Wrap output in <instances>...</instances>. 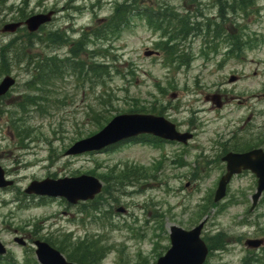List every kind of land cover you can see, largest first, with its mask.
I'll use <instances>...</instances> for the list:
<instances>
[{
  "label": "rangeland",
  "instance_id": "obj_1",
  "mask_svg": "<svg viewBox=\"0 0 264 264\" xmlns=\"http://www.w3.org/2000/svg\"><path fill=\"white\" fill-rule=\"evenodd\" d=\"M125 1L72 0V10H66L60 0H0V29L17 21L19 9L25 8L23 13L28 15L61 8L45 29L71 28L72 47L57 42L55 48V44H39L31 51L37 58H48L54 50L60 54L70 48L72 62H90V52L75 44L80 31L96 26L104 32L102 21L112 15L114 6ZM200 1L205 6L208 0ZM184 2L130 0L133 6L153 10L163 3L178 12H182ZM240 4L242 11L249 8L238 17L234 30L229 28L232 17L227 14L214 38H209L208 30L199 31L201 49L192 39L188 49L193 60L181 68L170 60L179 48L168 50L156 43L160 36L154 24L147 26L145 21L133 19L117 35H107L104 40L110 42L89 45L95 52L94 62L111 65L108 77L101 81L99 76L97 82L88 83L86 76L73 75L72 67L71 75L48 87V102L40 109L29 107L21 118L9 108H18L23 95L38 93L25 86L29 75L23 66L9 70L16 85L0 100V164L17 176V184L0 190V241L8 250L0 264L34 260L30 246L34 236L29 234L35 229L38 238L54 240L63 250L62 242L72 244V256L77 243L99 240L106 250L98 264H154L169 247L171 225L190 229L206 216L202 233L210 252L205 264H243L249 254L243 241L264 240V193L250 211L255 182L244 174L232 179L222 201H212L221 175L214 148L225 143L231 147L246 139L253 145L264 144V6L256 0ZM186 6L196 7V0L187 1ZM164 32L175 35L168 27ZM236 36L247 41V46L237 55L222 56ZM12 38H19L20 44L26 40L22 30L14 35L0 33V45ZM145 51L158 54L147 57ZM234 76L239 79L232 80ZM207 94H218L221 107L205 102ZM156 105L162 106L183 135L193 134L192 140L185 145L174 140L164 144L141 140L110 150L106 146L93 153L65 155L76 141L98 133L113 117L148 112ZM20 138L27 150L19 151ZM10 162L16 165L10 167ZM137 171L142 174L132 176ZM80 176L102 184L99 209L93 211L91 202H85L72 205L70 210L63 201L40 202L20 194L32 180ZM14 232L25 240L30 238L24 249L12 242ZM255 254L262 256L260 251Z\"/></svg>",
  "mask_w": 264,
  "mask_h": 264
},
{
  "label": "water",
  "instance_id": "obj_2",
  "mask_svg": "<svg viewBox=\"0 0 264 264\" xmlns=\"http://www.w3.org/2000/svg\"><path fill=\"white\" fill-rule=\"evenodd\" d=\"M51 13L46 15H33L27 18L22 24L29 32L49 21ZM21 23L5 25L2 32H14ZM13 84V80L5 77L0 82V96L3 95ZM218 96L212 97V102L219 106ZM138 134H150L162 137L167 140H175L185 143L190 138L188 134H178L174 126L160 117L124 114L115 116L102 130L95 135L75 142L66 154L75 155L86 152H96L106 146L123 142L126 139ZM223 160L226 161L227 173L220 179L214 193V201L217 202L224 196L226 183L231 175L239 173L240 170H248L257 178L255 201L262 190H264V154L260 150L251 151L242 155L229 153ZM4 182L2 171L0 170V187L9 185ZM101 190L100 183L89 176L77 178H67L57 181L44 180L42 182H32L25 190L27 194L43 195L48 197H63L69 203L76 204L78 201L92 200ZM202 224L194 227L190 231H185L175 226L169 228L170 247L166 253L159 257L155 264H202L206 256V248L199 239ZM23 244L21 240H16ZM35 255L40 264H69L54 249L46 243L35 241ZM248 246L256 247L259 241H249ZM5 253L4 246L0 243V255Z\"/></svg>",
  "mask_w": 264,
  "mask_h": 264
},
{
  "label": "trees",
  "instance_id": "obj_3",
  "mask_svg": "<svg viewBox=\"0 0 264 264\" xmlns=\"http://www.w3.org/2000/svg\"><path fill=\"white\" fill-rule=\"evenodd\" d=\"M24 9L25 8L18 10L19 19H25V17L28 16L27 14L23 13ZM136 9V7L132 6V3H128V0H126L124 3L119 4L114 8L113 15H111L110 18L105 22L104 32H102L101 28L97 29L96 31L93 30L92 33L83 32L80 38L76 40V46H78V48H89V45H91L89 44V42H87V39H89V37H91L90 39L93 40L99 39L101 37H103L102 39H105V37L110 33H114L117 35L120 31L124 30L125 28H128L129 24L136 16H143L145 19H147L146 21H148V23L150 24L158 22L160 25V28L158 29H160L164 34V22L180 21L173 18L172 13L168 10L167 4H164V8L162 9V13L164 16H160L158 17V19L152 17V14L148 11H143L141 14L137 15L138 10ZM100 31L102 33L98 34V32ZM24 34L26 40L24 42L21 41V44L17 42L19 38H12L6 44L0 45V67L3 72H6L7 70L5 68L3 69V64H5L7 61H9V64H12V66L17 65L16 63L23 62H26L27 65L31 64L32 71H34V77L32 79L35 80V82H27L28 88L33 90L36 89V91L39 93H45L47 91V87L52 84V80L54 79L53 73L55 72L54 70L56 68L54 66L53 61L51 60L52 58L39 60L35 59L34 57L33 59V57L26 54V51L23 49L31 46L30 43L33 41H36L37 43H44V45H51L52 43H55L57 41L58 35L56 36V33L54 34L52 33V31L45 30L44 28L41 29L40 34ZM86 35H88L89 37H86ZM172 39L173 37L170 36L169 40L171 41ZM87 50L90 52V62H83L79 60L72 62V67L75 70L72 74L79 75L81 78L86 76L84 77L86 78L84 81L88 83L94 81L99 76L101 81H103L106 77L109 76L110 69H112L111 65L106 62L108 66H103L101 65V63L94 62V58H96L95 52L92 51V49ZM7 56L9 57V59L7 58ZM95 81L97 82L98 80ZM24 102L26 103L24 105L34 106L40 109L41 105H43L44 102H48V98L46 100L43 94H39L38 96H30L29 100ZM24 105H22L23 109L27 111V108H25ZM156 108L157 107L153 106L152 112H155ZM106 122L107 120H105L104 123ZM137 174L142 173L137 171L132 176H136ZM101 196L102 194L97 197L96 200L90 203L89 207H91L93 211L99 209L98 206H101L100 203H98ZM47 242L59 251L63 252L69 261H72L76 264H98V258L103 253L104 248L106 250V247L101 245L99 240L89 241L88 239H86L82 242L77 243L76 249L73 252L75 255L72 256V246H69V249L65 251L68 244L64 242H62V244L61 242L59 243L64 246L65 250H63L58 244H55L54 241ZM69 250L70 253L68 255L66 253ZM253 261L254 263H257V260L252 259V262ZM24 262L25 264H37L33 259H30L28 262Z\"/></svg>",
  "mask_w": 264,
  "mask_h": 264
},
{
  "label": "flooded vegetation",
  "instance_id": "obj_4",
  "mask_svg": "<svg viewBox=\"0 0 264 264\" xmlns=\"http://www.w3.org/2000/svg\"><path fill=\"white\" fill-rule=\"evenodd\" d=\"M187 1L189 2V0H185L184 5H183V7H184L183 8V10H184L183 19H185V18H188V20H189V18L191 20L192 19L193 20L199 19L198 22L193 23V22L183 20V22L169 23V26L171 27V29L177 28V30H181V32H178V33H181L180 35H181L182 42H181L180 46H176V47L180 48L178 53L184 54L187 59L191 58V57L188 53H186L187 50H186V46L184 44L185 39H183V34L185 33V31L188 28H196L198 30V32L201 30H208L211 32V34L210 33L208 34L209 38L211 39L212 37L213 38L215 37V31L218 29L219 24L221 26H223L224 18L226 17L227 14H229L232 17V19H231L232 24H230L229 28L234 30L238 17H240V15H242L243 13H246V10L249 8V7H247L244 11H242V9L240 7V6H242V4H240V1H242V0H208L206 2L205 6L203 5V3L200 0L199 1L201 4L199 3L198 0H196V7L186 6ZM250 2H252V0H250ZM256 2H260V4H258V5L264 6V0H256ZM224 5L227 7H224V9L222 10L221 8ZM188 7H191L192 9H190ZM193 10H196V12H194ZM258 10H260V9H258ZM193 14H196L197 17H193L192 16ZM180 35L176 34L177 39H179ZM236 37H237L236 41L233 44H231L232 46H231L229 56H231L232 54H236L235 49H237L238 46L240 47V46L246 45L245 43H248L247 41L246 42L243 41L244 43L241 45L240 43H237L238 40L240 39V36H236ZM243 39H245V38L243 37ZM177 55L178 54L176 53V55H175L176 58H177ZM192 60L193 59H191L190 61H192ZM174 63H173V65L170 66V68L174 67ZM237 78L239 79L238 76H234L233 80L235 81V79H237ZM213 95L214 94L205 95L204 101L205 102H211ZM221 104H222V102L220 101L219 107H221ZM245 107H246V105H245ZM161 114L165 115V113H161ZM242 127L240 129H242ZM249 130L250 129H248V131ZM242 131L243 130H241V132ZM233 139L234 138L230 139L231 142ZM228 144L229 143H225L224 146L219 144V146L215 147L213 150L214 157L216 159H218L219 166L221 167V173H220L221 175L219 176L216 185H218L220 179L226 174L227 163L223 159L226 158L225 156L227 154L232 153V154H236V155H242V154L251 152V151L256 150V149H261L264 153V144L253 145L252 140L246 139L243 142H235L231 147H230V144H229V146H228ZM244 174H249L253 177L254 182H255V189H256L255 177L249 171H246V170H240L239 173L232 175L228 181L229 183L227 184L226 188L228 189V186H229V184L233 178L242 176Z\"/></svg>",
  "mask_w": 264,
  "mask_h": 264
}]
</instances>
